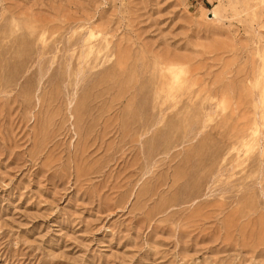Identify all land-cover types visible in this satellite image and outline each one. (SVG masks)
<instances>
[{
  "label": "rangeland",
  "instance_id": "1",
  "mask_svg": "<svg viewBox=\"0 0 264 264\" xmlns=\"http://www.w3.org/2000/svg\"><path fill=\"white\" fill-rule=\"evenodd\" d=\"M0 264H264V0H0Z\"/></svg>",
  "mask_w": 264,
  "mask_h": 264
}]
</instances>
